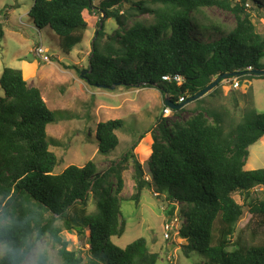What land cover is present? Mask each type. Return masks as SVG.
<instances>
[{"label": "trees", "instance_id": "16d2710c", "mask_svg": "<svg viewBox=\"0 0 264 264\" xmlns=\"http://www.w3.org/2000/svg\"><path fill=\"white\" fill-rule=\"evenodd\" d=\"M33 1L29 16L38 28L58 35L67 55L84 41L86 11H99L116 21L115 36L102 44L103 27L93 44L86 75L93 86L156 88L164 101L181 105L222 75L239 74L232 77L238 80L247 75L264 78L254 74L264 71V36L249 10V4L263 10L261 0H149L153 8L146 0H101L98 6L95 0ZM127 3H132L131 11L123 10ZM211 8L233 13L235 26L227 30L209 19L205 10ZM135 13L152 14L153 19L130 25ZM176 77L181 78L180 84ZM1 92L0 216L19 222L4 241H18L34 231L49 234L59 247L62 264H83V257L68 251L69 243L62 238L67 230L87 238L88 264H158L161 255L151 252L145 238L125 248L115 243L128 228L121 193L123 172L132 162L136 185L132 201L139 203L144 191L152 190L166 206L168 221L177 212L186 220L178 232L188 242L183 249L190 264H264V169L245 170L250 148L264 138V114L230 125L205 106L203 98L195 102L192 116L185 121L170 125L159 119L153 145L140 159L129 151L105 171L90 162L55 175L58 158L50 151L47 128L56 119L40 89L30 87L23 71L6 68L0 77ZM219 92L217 88L208 96ZM123 128L122 120L98 125L101 155L117 149V132ZM258 188L263 189V197L253 198ZM236 195L244 204L237 203ZM91 198L96 201L93 212ZM246 209L251 216V243L236 237ZM196 254L204 255V261L197 262Z\"/></svg>", "mask_w": 264, "mask_h": 264}, {"label": "rangeland", "instance_id": "374dc122", "mask_svg": "<svg viewBox=\"0 0 264 264\" xmlns=\"http://www.w3.org/2000/svg\"><path fill=\"white\" fill-rule=\"evenodd\" d=\"M146 1L150 3V6L147 4L149 7H155L149 0ZM100 2L101 0H95L94 3L98 6ZM261 2L264 4V0ZM33 5V0H0V27L4 31V38L0 40V77L6 68L23 71L30 87L40 89L49 110L53 112L56 121L48 126L47 133L48 142L51 144L50 151L58 158L55 175L62 174L70 166L83 168L90 162H94L101 171H105L129 151L140 159L153 145L152 134L158 127L159 119H166L171 125L174 121H185L192 116L195 102L188 104L182 114L176 115L173 110L171 117L166 118L163 112L164 98L156 88L129 89L120 84L114 90L101 89L82 78L83 71L80 73V70L88 71L93 43L99 37L97 36L100 31L99 25L103 22L105 28V36L100 42L102 44L109 42L119 29L114 19L107 17L103 20L104 14L99 11L94 10L93 13L86 11L84 18L88 30L84 41L67 55L60 48L57 34L49 28L40 29L35 25L29 16ZM249 6L252 21L258 32L264 36V9L259 10L252 4ZM132 7V3H127L123 10L131 11ZM205 13L209 19L219 22L227 30L235 26L233 13L219 8L206 9ZM135 17V21L130 25L153 19L152 14L135 13ZM40 45L49 50L46 56L50 63L36 57L35 50ZM239 82L238 90L223 82L218 87L220 90L218 95L204 97L207 104L205 106L221 114L230 125L241 123L244 117L255 118L264 114V78L247 75ZM0 94L3 96V92ZM110 120H122L124 128L117 132L119 138L117 149L104 156L99 153L96 131L100 123ZM249 151L250 156L245 170L264 169V138ZM133 176V163L130 162L123 172L124 190L121 193L122 215L127 220L128 228L122 239H116L115 243L125 248L137 239L145 238L151 252L161 255L158 264L192 263L183 249L188 242L181 238L178 230L171 229L170 239L166 238L168 227L171 228L173 225L171 220L168 221L165 211L167 209L161 204L160 197L156 198L154 191L146 190L139 203L132 201L136 190ZM262 197L263 189L255 190L253 198ZM235 200L238 204H244L240 195H236ZM89 204V210L95 211L96 201L91 198ZM174 218L182 219V216L177 212ZM250 221L251 216L246 209L236 237L241 236L243 240L251 243L254 240L250 237ZM182 222L184 225L186 220ZM62 238L69 243L68 251L76 252L85 259L83 264H88L87 259L91 255L87 238L67 230L63 231ZM57 248L59 251L58 246ZM233 248L235 247L230 251ZM58 251L56 264H62ZM204 259V255H195L197 262Z\"/></svg>", "mask_w": 264, "mask_h": 264}, {"label": "clouds", "instance_id": "9594fccd", "mask_svg": "<svg viewBox=\"0 0 264 264\" xmlns=\"http://www.w3.org/2000/svg\"><path fill=\"white\" fill-rule=\"evenodd\" d=\"M18 224L0 216V264H56L58 248L55 238L49 234L40 235L36 231L24 233L18 241L11 243L2 239L15 230Z\"/></svg>", "mask_w": 264, "mask_h": 264}, {"label": "water", "instance_id": "95a60500", "mask_svg": "<svg viewBox=\"0 0 264 264\" xmlns=\"http://www.w3.org/2000/svg\"><path fill=\"white\" fill-rule=\"evenodd\" d=\"M90 2H92V0H89ZM107 18V15L104 14V18L103 20H105ZM103 28V22L101 23L100 25V30H102ZM99 35V32L97 33V36ZM94 44V43H93ZM89 73V71H83L82 73V78H85L86 79V75ZM254 74L256 75H264V71H255ZM236 76H239V74H232V75H229V74H226V75H222L220 77H218L208 88H206L204 91H202L201 93H199L197 96H195L194 98L188 100L187 102H185L184 104H181V105H175L173 102H171L170 100H166L165 101V105L169 108H171L172 110L174 111H178V110H181L183 108H185L188 104L190 103H194L198 100H201L203 99L204 97H206L207 95H209L211 92L215 91L219 84L226 80V79H229V78H232V77H236ZM117 85H120V84H115V86H112V87H107V86H101V85H96L98 88H101V89H109V90H114L115 87Z\"/></svg>", "mask_w": 264, "mask_h": 264}, {"label": "built area", "instance_id": "2783aa9c", "mask_svg": "<svg viewBox=\"0 0 264 264\" xmlns=\"http://www.w3.org/2000/svg\"><path fill=\"white\" fill-rule=\"evenodd\" d=\"M49 52L48 49L44 48L43 45H40L39 47L36 48L35 50V55L36 57L40 58L41 60H43L44 62H47V63H50V59L47 58L46 54ZM249 71H253V68L252 67H249L248 68ZM164 81H171V78L170 77H164L163 78ZM176 82L177 83H181V78H178L176 77L175 78ZM225 83H228L230 84V86L234 89V90H238L240 88V82L237 78H232V79H228V80H225L224 81ZM183 102V100H181V103ZM164 116L166 118H170L171 115L173 114V110L169 107H167L166 105L164 106ZM175 219V220H174ZM183 219H180V218H173L171 219L172 221V227H168V232L166 233V238L169 240L170 239V230L173 229L175 231H179L181 230V228L183 227V222H182ZM180 226V228H178Z\"/></svg>", "mask_w": 264, "mask_h": 264}, {"label": "crops", "instance_id": "0c3cea01", "mask_svg": "<svg viewBox=\"0 0 264 264\" xmlns=\"http://www.w3.org/2000/svg\"><path fill=\"white\" fill-rule=\"evenodd\" d=\"M212 93V92H211ZM165 102V101H164Z\"/></svg>", "mask_w": 264, "mask_h": 264}]
</instances>
